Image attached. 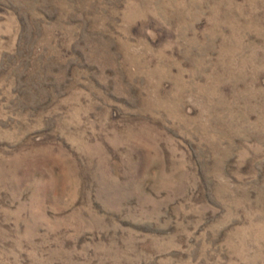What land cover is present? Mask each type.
Listing matches in <instances>:
<instances>
[{"label":"rangeland","instance_id":"rangeland-1","mask_svg":"<svg viewBox=\"0 0 264 264\" xmlns=\"http://www.w3.org/2000/svg\"><path fill=\"white\" fill-rule=\"evenodd\" d=\"M0 264H264V0H0Z\"/></svg>","mask_w":264,"mask_h":264}]
</instances>
